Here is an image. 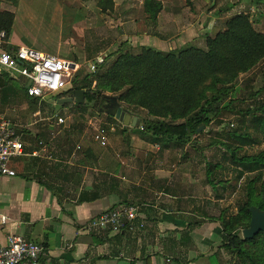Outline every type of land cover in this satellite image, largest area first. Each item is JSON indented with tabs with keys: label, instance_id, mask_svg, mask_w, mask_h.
<instances>
[{
	"label": "crops",
	"instance_id": "crops-1",
	"mask_svg": "<svg viewBox=\"0 0 264 264\" xmlns=\"http://www.w3.org/2000/svg\"><path fill=\"white\" fill-rule=\"evenodd\" d=\"M158 1L162 8L151 19L145 0H0V9L14 14L0 50L15 53L26 45L88 63L126 40L130 48L162 51L204 47L237 6L236 0ZM113 29L118 38L107 35ZM21 79L27 88L26 77L3 69L0 92L18 95L13 83ZM68 107L76 109L75 103ZM77 113L69 134L24 137L21 121H13L26 154L12 160L15 176L0 175V214L8 218L0 223V244L10 234L43 243L47 255L40 264H228L218 220L228 188L220 179L225 172L208 163L205 177L194 153L148 141L132 126L116 130L119 122L107 113L108 139L101 145L93 135L95 116ZM120 204L138 207L134 228L86 230L94 217Z\"/></svg>",
	"mask_w": 264,
	"mask_h": 264
},
{
	"label": "trees",
	"instance_id": "trees-1",
	"mask_svg": "<svg viewBox=\"0 0 264 264\" xmlns=\"http://www.w3.org/2000/svg\"><path fill=\"white\" fill-rule=\"evenodd\" d=\"M144 6L150 18L156 19L162 3L145 0ZM13 22L14 14L0 9V31L5 32V39L11 35ZM127 45L126 40L116 50L108 52L95 72L79 69L67 91L54 99L74 97L77 90L84 89L83 103L60 104L75 103L77 112L84 116L90 108L104 111L106 95L116 96L129 112L145 111L142 127L139 125L133 130L163 147L185 146L208 125H223L224 111L239 114L238 126L229 121L230 129L219 135L225 137L221 143L230 152L225 159L240 167L239 177L246 172L252 175L247 179L237 211L224 208L218 217L223 231L222 247L230 256L228 264H264V233L251 239L242 235L251 220L250 206L264 210V150L253 154L238 152L253 141L247 123H251L264 139V32L255 27L249 13L240 12L225 20L224 30L207 35L204 47L189 44L162 51L143 45L134 52L133 47ZM259 65L262 66L261 84L248 98L262 102L259 106L254 104L256 107L235 110L233 104L237 98L233 95L240 75ZM107 116L119 122L114 116ZM201 126L203 129L199 131Z\"/></svg>",
	"mask_w": 264,
	"mask_h": 264
},
{
	"label": "rangeland",
	"instance_id": "rangeland-1",
	"mask_svg": "<svg viewBox=\"0 0 264 264\" xmlns=\"http://www.w3.org/2000/svg\"><path fill=\"white\" fill-rule=\"evenodd\" d=\"M235 4H237V6L232 11L233 15L240 12L249 13L255 27L258 30L264 32V0H236ZM218 25H220L219 27L223 29L224 23L220 21ZM106 33V31L99 32V34ZM107 35L109 38H118L120 36V32L118 29H113V31ZM202 44L205 43L203 42ZM114 47L116 50L118 45ZM133 51L137 52L139 51V48L133 47ZM79 64L80 69L82 68L81 71L88 69L87 63L83 62ZM261 67L262 66L259 65L249 73L240 75L237 91L233 95L234 98H237V102L233 104L235 110L242 107H256L255 105H258L262 102L261 99L254 102L252 101V98H248L249 93H251L253 89H256L261 84ZM13 85L14 87H17L18 95L8 92L7 88L6 90H1L0 92V113L4 112L6 116L14 122L21 121L20 124H22V127L20 129L24 131V137H34V133L31 134V132H41L45 135H52L54 133L69 134L71 132V127L69 126L75 124L79 116L76 109L73 107L61 106L59 103L50 102V100L40 101L39 99H33L29 96L27 97L25 94L26 83L24 79L19 80L18 83L14 82ZM55 98H58V96ZM243 98H246V100L243 101ZM89 112L92 116H95L93 119V132L96 127L103 125L107 126L106 122L108 119L106 118V115H104L105 111H98V107H95L90 108ZM131 113L142 115L143 118L146 116V113L143 110ZM58 116H63L66 118L65 122L60 125L56 124ZM101 117L106 119L100 120L102 119ZM221 117L225 121L223 125H217L215 123L214 125H208L204 129L205 131L203 133L194 137L192 143H188L182 147H177V150H179L182 154H184L187 150V152L194 153L196 168H201L204 170L203 173L205 177L208 163L210 164L209 166L219 167L225 172L220 177L221 180L226 179L227 182H225L228 187L226 198L222 202V204H224L223 208L225 207L228 211H237V204L242 199L245 191L244 188L248 181L247 179L250 177V175H252V173L246 172L242 177H239L240 167H237V165L232 161L225 159L226 157L229 158L230 152H227L226 147L221 143L225 141V137L219 135V133L230 129L231 126L228 125L229 121L233 122L235 126H238L237 119L240 117V115L233 112L230 113L228 111H224ZM51 121L54 124H51ZM122 124L123 123L121 121H119V124L116 123L115 129L117 130L118 126ZM247 124L250 132H252L253 141L250 145H245L238 152L240 154H253L263 151V137L259 132L253 129L251 123ZM126 127L129 128V126ZM140 127H142V124Z\"/></svg>",
	"mask_w": 264,
	"mask_h": 264
},
{
	"label": "built area",
	"instance_id": "built-area-1",
	"mask_svg": "<svg viewBox=\"0 0 264 264\" xmlns=\"http://www.w3.org/2000/svg\"><path fill=\"white\" fill-rule=\"evenodd\" d=\"M5 42V32L0 31V46ZM105 54H99L89 61L88 69L95 72L97 64L103 62ZM74 63V66L72 64ZM6 69L11 75L24 76L30 82L26 88L27 95L34 99L50 100L67 91L74 74L80 69L76 61L65 59L57 54L47 53L32 46H20L15 53L0 50V72ZM66 118L57 117L58 123ZM94 139L101 145L107 144L108 127L99 126L94 132ZM42 150L47 145L40 141ZM38 154V152H34ZM26 154V143L18 127L3 115H0V175L15 176L11 167L14 158ZM138 216V207L134 204H120L106 209L94 217L86 226L89 232H121L125 228H134ZM7 216L0 214V223H7ZM47 255L43 243L27 239L19 234H10L8 243L0 244V264H40Z\"/></svg>",
	"mask_w": 264,
	"mask_h": 264
},
{
	"label": "water",
	"instance_id": "water-1",
	"mask_svg": "<svg viewBox=\"0 0 264 264\" xmlns=\"http://www.w3.org/2000/svg\"><path fill=\"white\" fill-rule=\"evenodd\" d=\"M74 66V63L72 64ZM30 85L28 82L27 87ZM108 102L104 105V111L107 114L114 116L121 121L125 126L138 127L141 122V118L133 116L131 112L126 110L122 104L119 103L116 96L106 95ZM85 100V90L80 89L75 92L74 97H62L59 99H51L52 102L63 104L68 102H75L77 104L83 103ZM203 129V126L199 128V131ZM251 220L249 226L242 230V235L245 239H251L258 235L260 232L264 233V210L258 206H250Z\"/></svg>",
	"mask_w": 264,
	"mask_h": 264
},
{
	"label": "flooded vegetation",
	"instance_id": "flooded-vegetation-1",
	"mask_svg": "<svg viewBox=\"0 0 264 264\" xmlns=\"http://www.w3.org/2000/svg\"><path fill=\"white\" fill-rule=\"evenodd\" d=\"M107 102H108V100H106V101L103 103V105H105ZM103 107H104V106H103Z\"/></svg>",
	"mask_w": 264,
	"mask_h": 264
}]
</instances>
